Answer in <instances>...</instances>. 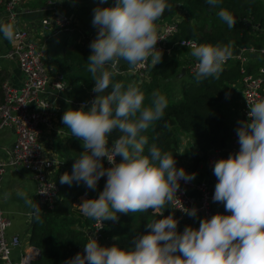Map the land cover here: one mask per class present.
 Returning a JSON list of instances; mask_svg holds the SVG:
<instances>
[{"label":"clouds","instance_id":"9594fccd","mask_svg":"<svg viewBox=\"0 0 264 264\" xmlns=\"http://www.w3.org/2000/svg\"><path fill=\"white\" fill-rule=\"evenodd\" d=\"M217 2L208 0L213 6ZM168 7L167 0H116L114 6L94 8L92 24L98 31L89 45L87 70L95 82L92 91L96 96L85 102L90 104L88 110L82 104L62 116L71 136L82 141L84 151L72 173L60 177L61 184L83 182L95 190L106 176L98 198L80 204L89 218L115 222L118 214L149 210L162 218L148 222V231L134 236L130 248L101 246L88 235L83 253L78 252L66 264H264V100L248 103V118L237 122L239 151L214 162L217 182L212 199L222 203L229 214L201 218L198 229L186 226L178 232L174 215L163 213L167 205L176 200L181 203L176 195L180 181L195 179V173L178 169L173 154L162 152L156 144L145 154L148 139L141 134L163 117L167 99L155 91L151 104L145 106L144 93L135 84L125 88L121 82L113 83L115 72L105 68L109 61L117 67L121 59L130 67L143 65L150 56L153 67L159 63L162 53L155 45L163 38L158 36L156 21ZM218 15L230 28L235 26L236 20L227 10ZM0 33L13 40L14 23H0ZM190 48V55L198 61L196 79H219L232 54L230 47L192 42ZM113 132L120 135L109 147ZM117 156L122 157L119 163ZM104 159L111 167H104ZM181 205V211L197 216L195 207ZM34 207L41 211L36 203Z\"/></svg>","mask_w":264,"mask_h":264},{"label":"trees","instance_id":"16d2710c","mask_svg":"<svg viewBox=\"0 0 264 264\" xmlns=\"http://www.w3.org/2000/svg\"><path fill=\"white\" fill-rule=\"evenodd\" d=\"M98 7H111L116 0H100ZM169 7L159 18L171 20L179 19L177 31L171 36L174 43L181 39H192L196 44L209 43L213 45L228 46L231 51L239 48H251L253 53L248 55L250 64L248 72H255L256 68L264 62L263 54L259 53L264 47V0H218L215 6L210 5L208 0H167ZM227 10L235 18L234 27H229L220 19L218 13ZM73 19L66 27L58 32L74 41L71 48L61 52L60 44L50 46V40L45 50L49 62L54 65L64 82L70 85L67 91L68 100L71 102L59 112L62 116L68 109H79V103L91 101L96 96L92 91L94 81L89 73L88 57L91 54L90 42L96 38L92 24L94 11L78 8L73 12ZM75 18V19H74ZM57 39V38H56ZM169 55L162 53V58L154 67L147 66L146 73L149 81L140 82L136 85L144 93V104H151L152 93H159L166 97L167 107L163 117L155 121L146 131L141 134L146 136L148 143L145 146V154L148 147L156 144L162 152L173 154L176 167L195 173L196 165L203 159L206 151L217 149L221 158H227L234 151L229 148L230 132L235 128L234 118L230 117L229 107L226 106L232 87L239 82L238 62L229 59L226 68L223 69L219 79L208 77L196 79V73H185L181 78H175L183 61L178 50H173ZM109 61L105 68L114 71ZM122 65L119 70L124 69ZM115 72V71H114ZM130 77H121L118 72L112 77L113 83L121 82L125 88L129 84ZM111 91V86L106 90ZM226 94H228L226 96ZM90 104L84 106L85 110ZM59 127L66 136L70 129L61 124ZM120 135L113 132L109 139H115ZM187 138L185 148L180 151L181 140ZM72 141V147L63 146L60 153L66 159L59 172L53 177L58 187V196L51 209L43 208L36 212L32 218L30 227L29 243L39 251L34 264H66V261L74 257L78 252L83 253L84 244L88 236L84 228L90 224L92 218L85 216L80 208H75V199L86 193L91 199L98 198L103 190L105 181L101 178L95 190L88 189L83 182L77 185L61 184L60 177L64 173L71 174L73 164L84 151L82 141L76 137H67L63 142ZM62 140L59 142L61 143ZM64 171V172H63ZM199 174V173H198ZM166 207H169L167 205ZM177 214L169 208L164 210L163 215ZM229 214L225 211L222 203L215 202L213 214ZM162 217L155 213H128L118 214L117 221L104 220L105 229L116 230L117 239L102 243L101 246L110 247L118 245L124 248L119 241L133 243V237L148 231L145 225ZM186 226H192L191 222L181 221L177 225V231L183 232ZM199 225L194 226L198 229ZM102 240V239H101Z\"/></svg>","mask_w":264,"mask_h":264},{"label":"built area","instance_id":"2783aa9c","mask_svg":"<svg viewBox=\"0 0 264 264\" xmlns=\"http://www.w3.org/2000/svg\"><path fill=\"white\" fill-rule=\"evenodd\" d=\"M20 2L21 0H0V8L2 7L6 11V20L16 21L15 9ZM178 21L179 19L174 17L171 20L156 22L158 36L163 39H158L155 48L165 55L171 54L174 52L173 50L180 51V58L183 61L181 67L185 68V73H196L198 61L190 55V44L196 43V41L192 39H181L174 43L170 41L171 36L177 31ZM70 22L71 19L66 17L44 16L39 20V25L41 29L50 30L52 34H55L56 30L66 29ZM15 33L8 55L14 59L18 67L21 83L18 87H12L3 82L1 86L0 129H11L14 140L6 157L0 159V180L7 167H21L30 171L35 180V203L40 209H51L58 196V187L51 177V171L60 163L55 159L46 157L40 143L42 129H52L55 115V110L45 98V94L49 89L57 92L62 89L65 90L66 85L61 75L54 74L51 76L43 63L44 38L40 43H35L31 39L28 28L21 25L15 28ZM251 53H253L251 48H239L238 55L229 58L237 60L240 74L237 122L248 118V103L264 100V62L256 68L255 72H248L247 66L250 64L248 55ZM259 53L264 56V47L259 50ZM151 60L152 57L150 56L143 65H136L135 67L123 65L125 68L122 70L113 68L112 62L110 67L119 74L135 75L136 78H139L138 81L142 82L146 80V69L152 64ZM228 60L223 65V69L226 68ZM82 104L85 106L88 103H79L80 106ZM56 133L60 136L64 132L59 129L56 130ZM112 140L114 139H109V147ZM229 148L234 151V154L239 151L236 129L230 132ZM121 159L122 157L117 156L116 162L119 163ZM218 159H221L219 150L206 151L203 155L206 170L205 179H193L188 182L181 180L180 188L176 193L183 206L188 209L195 207L197 215L201 218H210L215 208L212 197L217 178L213 174V167L214 162ZM103 164L105 168L111 167L106 159L103 160ZM102 179L106 182V176ZM181 203L176 200L169 205L170 209L177 214L175 219L178 224L183 220L191 222L192 217L179 209L182 206ZM7 225L8 221L0 211V264H29V256L24 255L19 262L10 259L11 249L19 247L20 241L17 235L5 237L4 230ZM90 229L91 235L99 241L105 230L104 222L92 219Z\"/></svg>","mask_w":264,"mask_h":264},{"label":"crops","instance_id":"0c3cea01","mask_svg":"<svg viewBox=\"0 0 264 264\" xmlns=\"http://www.w3.org/2000/svg\"><path fill=\"white\" fill-rule=\"evenodd\" d=\"M98 0H21L17 8L15 9L17 14V19L14 23V27L19 25L25 26L30 31L31 39L35 43H40L42 38H44L43 44V63L48 69L50 75L59 74L53 64L49 62V58L45 52L47 46L52 40L50 46H55L60 44L61 52L66 49L71 48L74 45V41L70 40L69 36L65 33L58 32L56 30L55 34H52L50 30L41 29L39 25V20L44 16H59L73 19L75 15L73 12L78 8H84L88 11H93L94 8L98 7ZM75 19V18H74ZM11 22L6 20V11L0 8V23ZM97 28L94 27V32L97 34ZM57 38V39H56ZM95 39V38H94ZM12 46V40L9 41L4 38L3 34L0 33V102L2 101V91L1 86L3 82H6L12 87H18L21 83V75L19 73L18 67L14 59L8 55ZM60 75V74H59ZM121 75V74H120ZM137 76L131 75L127 82L129 84L138 85L140 80L136 78ZM149 76L146 77V79ZM149 80V79H148ZM145 80V82H148ZM143 82V81H142ZM66 89L60 92L54 90H47L45 98L50 102L51 106L55 110V115L53 118V127L43 128V133L40 137V143L43 147V152L46 157L57 160L60 164L51 171V177H55L59 172L60 168L63 166V162L67 161L61 156V149L63 146L72 147V141L63 142L67 137L73 139L71 132L66 131V136L64 133L60 136L56 135V130L62 127L61 118L58 116L59 112L69 105L71 102L68 100L67 91L70 85L65 82ZM61 130V129H60ZM181 140V152L185 148L187 138H182ZM14 140V135L11 129L1 128L0 129V159H4L8 150H10L12 142ZM62 140L61 143H59ZM196 175L195 179H202L206 177V170L204 167L203 159L200 160L196 165ZM64 172V171H63ZM188 174L190 171L186 170ZM199 173V174H198ZM35 180L30 171L25 170L21 167H7L0 180V211L5 219L8 221V225L4 230L6 238L12 235H17L20 241L19 247H15L10 251V259L14 262H19L20 259L25 255L29 256V264H34V261L39 256V251L34 246L30 245V227L32 223V218L37 212L34 210L35 204ZM84 199H91L86 193L79 195L75 201L72 203L75 208H80V204ZM153 213V212H152ZM201 217L197 215L192 217V221H200ZM91 229L90 224L84 228L86 231ZM112 234V230H111ZM87 235V234H86ZM88 236V235H87ZM114 239H111L113 241ZM102 245L103 241H98ZM126 243L123 242L122 246L125 248Z\"/></svg>","mask_w":264,"mask_h":264},{"label":"rangeland","instance_id":"374dc122","mask_svg":"<svg viewBox=\"0 0 264 264\" xmlns=\"http://www.w3.org/2000/svg\"><path fill=\"white\" fill-rule=\"evenodd\" d=\"M162 19H158L156 22H159V21H161ZM96 31V30H95ZM97 31H98V29H97ZM96 31V32H97ZM264 34V33H263ZM131 77V75H126V74H121V77ZM146 80H148V78L146 79ZM149 81V80H148ZM130 83V82H129ZM239 91H240V79H239V82L238 83H236L233 87H232V89H231V91H230V93L232 94L231 96H229V100H227V103H226V106H228L229 107V111H230V117H235L234 118V123H235V128L234 129H236L237 127H238V125H237V120H238V113H237V106H238V97H239ZM183 138V137H182ZM184 142V140L182 139V143ZM187 173V172H186ZM202 179H205V177L203 176L202 177ZM191 223H192V226H193V228H194V226H196V225H199V223H198V220H195L194 222L193 221H191ZM117 237H118V233L116 232V230H112V234H111V230H110V228H109V226L108 227H106V229L103 231V235H102V237H101V239L99 240L100 242L101 241H103L104 243H106V242H109V241H111V239H117ZM123 242L124 241H119L118 243H120V244H123ZM124 243H126L127 245H125V248H130V247H132L133 246V243H127V242H124Z\"/></svg>","mask_w":264,"mask_h":264},{"label":"water","instance_id":"95a60500","mask_svg":"<svg viewBox=\"0 0 264 264\" xmlns=\"http://www.w3.org/2000/svg\"><path fill=\"white\" fill-rule=\"evenodd\" d=\"M231 56L234 57L236 55H238L239 53V49H234L231 51ZM122 65H128V63L126 61H124L123 59L120 60V62L117 64V67H115V69H119L120 66ZM185 75V68L184 67H180L179 72L175 75V78H181ZM87 235H90V230L86 231ZM30 261V260H29Z\"/></svg>","mask_w":264,"mask_h":264}]
</instances>
